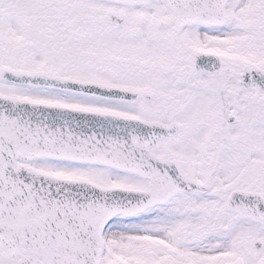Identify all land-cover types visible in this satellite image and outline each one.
Listing matches in <instances>:
<instances>
[{
	"label": "snow or ice",
	"instance_id": "obj_1",
	"mask_svg": "<svg viewBox=\"0 0 264 264\" xmlns=\"http://www.w3.org/2000/svg\"><path fill=\"white\" fill-rule=\"evenodd\" d=\"M0 264H264V0H0Z\"/></svg>",
	"mask_w": 264,
	"mask_h": 264
}]
</instances>
